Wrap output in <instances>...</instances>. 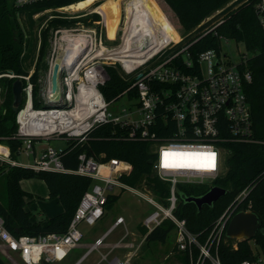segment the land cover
Masks as SVG:
<instances>
[{"label": "built area", "instance_id": "2783aa9c", "mask_svg": "<svg viewBox=\"0 0 264 264\" xmlns=\"http://www.w3.org/2000/svg\"><path fill=\"white\" fill-rule=\"evenodd\" d=\"M14 1L17 6H24L44 0ZM245 2L253 4L257 19L264 27V0H243ZM65 7L50 8L42 12ZM141 9L137 5L131 13L140 14ZM97 12L103 16L100 11ZM125 16L120 44L124 40L129 20L127 13ZM216 26L218 25L207 28L194 40H186L180 34L176 40L167 34L165 26L156 25L149 32L152 44L141 51L138 62L128 66L110 55L112 46L105 44L99 29L54 27L51 31L49 65L63 51H76V55L72 63L61 65L60 100L53 101L49 96L48 73L40 77L39 94L42 105L39 107L34 106V83L31 80L33 72L27 75H16L13 72L0 74L22 77L24 80L25 104L17 115L18 130L12 138L23 141L19 154L33 156L32 162H21L11 156L9 146L0 142V162L30 167L35 171L76 173L93 180L64 233L16 236L0 218V255L11 264L55 262L84 238L81 224L94 225L103 218L110 195L120 194L125 189L142 193L122 180V176L130 174L133 168L132 163L127 160H104L83 152L79 156L78 166L68 168L62 160L63 149L50 145L40 147L39 150L37 148L41 139L59 138L83 143L96 127L113 122L126 128V132L122 134L123 139L151 143L154 172L160 179L169 182L167 204L157 198L147 185L145 187L151 194L143 193V196L155 207L142 221L147 232L169 219L175 225V246L179 251L189 252L190 264H223L218 252L220 241L231 217L237 211H252L251 201L247 208L240 209L239 206L248 198L255 184H248L237 194L215 220L204 241L189 229L185 218H180L175 213L179 183L212 187L218 178L225 175L223 166L230 153L227 143H264L255 137L251 103L245 91L247 83L253 78L251 71L245 66L250 55H244L240 62L235 63L222 55V48L220 51L211 48L198 54L191 52L193 43ZM78 33L83 36L80 42L73 40ZM222 39L229 38L221 36V45ZM108 61H118L122 67V76L132 80L121 95L137 98L132 106L116 111L110 109V105L118 99L108 101L101 90V86L110 79L103 64H110ZM132 89L136 91L135 96L129 94ZM125 221V217L119 215L111 227L89 246L82 258L97 249L108 234ZM128 235L126 230L123 238L112 248L120 246ZM146 236L147 233L139 245L134 242L124 244V247L130 248L126 257L109 258V253H102L96 264L103 261L107 264H132V258ZM252 242L254 257L244 259L240 264H264V252L255 241Z\"/></svg>", "mask_w": 264, "mask_h": 264}, {"label": "trees", "instance_id": "16d2710c", "mask_svg": "<svg viewBox=\"0 0 264 264\" xmlns=\"http://www.w3.org/2000/svg\"><path fill=\"white\" fill-rule=\"evenodd\" d=\"M79 1L82 0H44L17 6L14 0H0V74L10 72L16 75L29 74L25 61L28 58L30 35L25 24L20 20L21 15L32 17L46 9L68 6ZM152 1L173 26V22L168 19L158 1ZM165 1L178 19V25L174 26L190 30L215 13L227 0ZM99 19L98 13L91 15V21ZM77 21L79 19L53 17L41 29V45L35 70L31 76L34 83L35 107L42 105L39 79L44 69V59L48 53L51 30L58 25L72 24ZM174 26L176 30L177 27ZM176 32L178 33L177 30ZM221 36L243 42L247 51L251 53L245 66L251 71L253 78L247 83L245 91L251 103L255 137L264 141V27L257 19L252 3H242L226 13L223 21L214 30L193 43L191 52L198 54L211 48L220 51ZM194 39L195 37L192 40ZM105 68L110 79L101 86V90L108 101L119 99L132 80L124 78L120 69L115 65H105ZM17 78L0 76V86L4 96L0 108V141H6L13 158L17 157L23 145L22 140L12 138L18 130L17 115L21 107L14 106L13 83ZM129 94L135 96V89H132ZM125 132L126 128H122L119 124L113 122L101 124L90 132L87 141L79 143L70 140L68 146L62 150V160L68 168L78 166L79 156L83 152L104 160L110 158L127 160L132 163L133 168L130 174L122 176V180L132 186H137L144 181L157 198L167 204L166 197L170 193L169 182L160 179L154 172L151 143L123 139L122 134ZM227 146L230 150L227 161L228 170L214 183V185L226 188L227 193L212 205L205 204L199 210L195 202L186 201L185 198L202 195L210 187L205 184L179 183L176 191L178 204L175 213L178 217L185 218L189 229L197 233L204 241L215 220L232 203L237 194L248 184H255L248 198L240 203L239 208H247L248 202L251 201L252 211L256 212L261 220V229L252 239L228 237L225 231L218 247L223 264H240L244 259L254 257L252 240L264 252V143L229 142ZM30 178L44 180L48 186L49 198L57 199L63 206V211L44 219H34L33 213L26 209L28 199L34 198V194L25 190L21 185L23 179ZM0 179V218L16 236L66 232L84 192L93 182L92 178L76 173L35 171L30 167L13 166L7 162H0ZM119 197L120 194L110 195L106 207H112ZM174 227L173 221L169 219L164 220L161 225L149 233L144 227V235L147 233L145 243H165ZM175 249L181 253L180 259L183 264H190L189 252L179 251L174 246ZM0 264H7L2 255H0Z\"/></svg>", "mask_w": 264, "mask_h": 264}, {"label": "rangeland", "instance_id": "374dc122", "mask_svg": "<svg viewBox=\"0 0 264 264\" xmlns=\"http://www.w3.org/2000/svg\"><path fill=\"white\" fill-rule=\"evenodd\" d=\"M101 1L102 0L95 1L93 4H91L89 7H87L84 10L67 9L66 6L65 8H61L60 10H52L49 12L46 11L42 13H36L32 17L21 15L20 20L23 24H25L24 26L26 27L30 35L29 36L30 43L27 50L28 58L25 61V67L29 70V72H34L35 70L39 48L41 45V36H40L41 29L47 23V21L53 17H60L63 19H79V21L75 23L62 24L58 26L68 27V28L71 27L76 29L96 28L99 29V32L103 34V40L105 41V44H108L110 46H115L120 44L121 42L120 37L123 33V29L125 28L126 12L123 11L121 14L122 22H120L121 25L117 31L116 40H111L107 35V29L104 22V17L99 12L94 10V8L98 4H100ZM138 1L140 0H135L134 3ZM157 1L161 5L162 9L166 12L168 19L171 22H173L174 25H178L177 22L178 19L176 15L169 7V5L166 3V1L165 0H157ZM241 1L243 3V0H227L225 4L221 8H219L215 13H213L211 16H209L208 18L203 20L200 24L196 25L190 30H184L183 27L181 29L178 26H176L177 28L176 27L175 28L179 32L181 37H183L186 40L194 37H199L201 34L204 33V31L207 28L215 24L217 25L220 24L223 21V18L225 17L226 13L239 6ZM95 12L99 14L100 19L97 21H91V15ZM85 20H87V22ZM165 20L167 21V23H169L166 17ZM224 37L225 36H223V38ZM50 39H51V33H50ZM50 39H49L48 53L43 63L44 69L41 72V76L43 77L45 76L46 73H48L49 70L48 55L50 48ZM250 54L251 53L247 51L243 42H237L234 39H222V55H225L229 60L237 63L241 61L244 55H250ZM108 63L110 64H107V62H104L103 64L115 65L120 69L121 73H123L121 64L118 61L116 62L108 61ZM3 99L4 96L1 88L0 108ZM136 102H137V98H129L127 95H123L122 97H120L118 100L114 101L110 105V109L114 111L121 110L122 108H127L129 106H132V104ZM24 104H25V100L23 97V101L20 104L21 107L19 109V112L24 107ZM1 143H4L6 146H8L6 141H3ZM48 145L61 150L68 146V141L59 138L41 139L37 144V148L39 150L40 147L42 148ZM16 159L21 162L28 163L33 161V156L28 157L25 154L20 153L17 155ZM227 170H228V166L227 163H225L223 166V173H226ZM34 179L36 181V184L34 186L27 187L28 190H33L36 192V194L33 193L34 200L32 201V203H35V207L32 211L34 217H36L37 219H44L46 218V216L43 213L44 208H46L47 212H49L52 208L54 209L56 207H59L61 204L58 202L57 199L49 198L48 187L44 180L39 178H34ZM135 187L138 190H140L142 193H135L128 189L121 191L120 197L115 202V204L110 208L106 207L105 215L96 224L94 225H89L87 223L81 224V228L85 233V237L81 240V242L90 240V242L88 243H92L95 236L101 235L104 232H106L107 229L112 225V223H114L117 216L122 214L126 218V226L128 230L131 232L134 231L136 233L135 235L130 233L129 236L126 238V240L132 241L136 245L140 244L144 236V227L142 221L146 215H148L155 209V207L151 203H149L143 196V193L151 194L145 188L146 183H144V181H141ZM125 231L126 228L125 225L123 224L121 226H118L114 230L113 234H120V233H124ZM175 237H176V233L175 230H173L165 243L162 242L145 243V241H143L141 246L139 247V249L132 258V264H183L182 260L180 259L181 253H179L176 249L174 250ZM85 251H86L85 248H73L69 253L64 254L61 257V259L55 262L41 263V264H72L75 261H77L85 253ZM113 256L114 255H109V258H112ZM2 257L4 258L7 264H11L9 261H7V259L3 255ZM100 257H101V253L98 250H94L87 256L86 259H84L79 264H95L100 260ZM101 264H107V263L106 261H103Z\"/></svg>", "mask_w": 264, "mask_h": 264}, {"label": "bare ground", "instance_id": "6f19581e", "mask_svg": "<svg viewBox=\"0 0 264 264\" xmlns=\"http://www.w3.org/2000/svg\"><path fill=\"white\" fill-rule=\"evenodd\" d=\"M95 1L97 0H82L68 5L67 9L84 10ZM134 2L135 0H102L100 4L94 8L95 11H100L103 14L107 35L111 40H116L117 31L121 25L120 22H122V12L125 11L127 13L129 20L127 22L124 40L121 44L110 48V55H112L114 59L121 61L125 66L133 62L136 63L141 59L142 50L138 51L137 46H133V43L141 36L149 33L150 30H153L156 25L165 26L167 34L176 40L179 38V34L172 25L167 23L164 15L152 0ZM137 5H140L142 8L140 14H132L131 10ZM82 38V34L78 33L73 40L80 42ZM75 55L76 51H63L62 54L56 55V57L61 56L57 62L61 65L72 63Z\"/></svg>", "mask_w": 264, "mask_h": 264}, {"label": "water", "instance_id": "95a60500", "mask_svg": "<svg viewBox=\"0 0 264 264\" xmlns=\"http://www.w3.org/2000/svg\"><path fill=\"white\" fill-rule=\"evenodd\" d=\"M133 46H137V50H144L152 44V37L150 33H146L141 36L138 40L134 41ZM61 56L55 58V61L50 63L48 70V81L50 87L49 96L51 100L58 101L61 99V91L59 84V76L61 64L57 61ZM23 87L24 80L22 77H18L13 83V94H14V106L19 107L23 101ZM227 193V189L214 185L209 188L207 192L199 196L186 197V201H193L196 203L199 210L202 209L203 205H212L222 195ZM262 223L258 214L254 211H237L230 219L226 235L228 237L236 239H252L255 237L257 232L261 229Z\"/></svg>", "mask_w": 264, "mask_h": 264}, {"label": "crops", "instance_id": "0c3cea01", "mask_svg": "<svg viewBox=\"0 0 264 264\" xmlns=\"http://www.w3.org/2000/svg\"><path fill=\"white\" fill-rule=\"evenodd\" d=\"M36 184V181H35V179L34 178H30V179H23L22 181H21V185H22V187L25 189V190H27V191H30V192H32V193H35L36 194V192L35 191H33V190H28L27 189V187H30V186H34ZM48 187V186H47ZM48 192H49V190H48ZM38 195V194H37ZM34 199L33 198H29L28 199V204H27V206H26V209L27 210H29V211H31L32 213H33V209H34V207H35V203H32V201H33ZM62 209H63V206L62 205H60L59 207H56V208H52L49 212H47V210H46V208H44L43 209V213H44V215L46 216V217H51V216H54V215H56V214H58V213H60L61 211H62ZM42 213V214H43ZM120 215H122V214H120ZM118 217V216H117ZM33 218L34 219H37L36 217H34V214H33ZM116 220V219H115ZM125 220H126V218H125ZM113 224V223H112ZM121 225H123V224H120V225H118V226H121ZM124 225H125V228H126V230H128V228H127V226H126V221H125V223H124ZM117 226V227H118ZM111 227V226H110ZM109 227V228H110ZM116 227V228H117ZM108 228V229H109ZM116 228H114L109 234H108V236L104 239V241H103V243L101 244V245H99L98 247H97V249H95V250H98L101 254L102 253H109V255H114V256H119V257H122V258H124V257H126L128 254H129V252H130V248H127V247H124V244L125 243H127V242H132V241H128V240H126V238L123 240V241H121V244H120V246H116V247H114V248H112V246L115 244V243H117V242H119L122 238H123V236L125 235V232L124 233H120V234H113V232H114V230L116 229ZM107 229V230H108ZM128 232H129V234L130 233H132L133 235H135L136 233L133 231V232H131V231H129L128 230ZM105 233V232H104ZM103 233V234H104ZM103 234H101V235H97V236H95L94 237V239H93V242L92 243H88V242H90V240H86V241H84V242H80L75 248H85L86 249V251L88 250V248H89V246L91 245V244H93L94 242H95V240L97 239V238H99V237H101ZM129 236V235H128ZM84 237H85V233H84ZM86 251H85V253H86ZM134 251H135V249H134ZM93 252V251H92ZM137 252V251H136ZM135 252V253H136ZM84 253V254H85ZM84 254L77 260V261H75L74 263H72V264H79V263H81L84 259H86L87 258V256L90 254H88L85 258H82L83 256H84ZM101 258V257H100ZM96 264V263H95Z\"/></svg>", "mask_w": 264, "mask_h": 264}, {"label": "snow or ice", "instance_id": "6c2138e0", "mask_svg": "<svg viewBox=\"0 0 264 264\" xmlns=\"http://www.w3.org/2000/svg\"><path fill=\"white\" fill-rule=\"evenodd\" d=\"M165 155H167V154H165ZM214 155V154H213Z\"/></svg>", "mask_w": 264, "mask_h": 264}]
</instances>
